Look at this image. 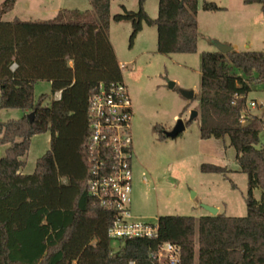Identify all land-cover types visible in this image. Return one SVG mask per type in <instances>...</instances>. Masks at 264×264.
<instances>
[{
	"label": "trees",
	"instance_id": "1",
	"mask_svg": "<svg viewBox=\"0 0 264 264\" xmlns=\"http://www.w3.org/2000/svg\"><path fill=\"white\" fill-rule=\"evenodd\" d=\"M16 1L0 5V109L24 112L0 121V146L7 145L0 154V264H168L158 256L166 241L180 246L178 264H264V118L247 108L253 83L264 85V51L201 54L200 137L229 138L247 174V214L159 216L157 237L120 239L124 245L114 250L109 229L115 211L87 189L90 98L100 83L122 81L109 37L110 0H90L85 10L62 8L51 19L3 20ZM144 1L137 11L123 6L113 16L131 22V44L146 23L157 28L159 53L197 51L198 0H159L156 18ZM203 8L219 7L205 2ZM42 80L61 97L44 104L41 95L35 102L34 85ZM155 130L160 140L168 138L163 128ZM46 131L50 149L32 173H23L31 137ZM200 169L229 172L212 163Z\"/></svg>",
	"mask_w": 264,
	"mask_h": 264
},
{
	"label": "rangeland",
	"instance_id": "2",
	"mask_svg": "<svg viewBox=\"0 0 264 264\" xmlns=\"http://www.w3.org/2000/svg\"><path fill=\"white\" fill-rule=\"evenodd\" d=\"M4 1L0 0V5ZM205 2H213L219 8L206 10ZM158 3L159 0L144 1L143 7L152 18L158 15ZM123 6L137 11L139 0H110L109 27L118 61L125 63L122 79L129 87L134 112L132 214L137 220L150 222L163 215L198 217L208 211L205 204L219 206V213L227 216H245L248 179L240 171L235 148L230 146L227 136L209 140L200 137L201 54L217 51L216 41H231L229 45H236L233 48L237 51H264V0H198L197 51L171 54L157 51V28L146 23L131 44V22L113 19L123 12ZM62 8L85 10L92 5L90 0H17L2 19H51ZM182 90H193L194 98H186ZM41 95L46 96L44 104L55 99L46 80L34 85L35 102ZM252 100L255 106L249 104ZM247 108L249 114L264 118L263 83H253L247 94ZM194 109L198 115L189 121ZM23 114L18 108L0 109V121L19 119ZM178 119L187 122L186 129L176 138L160 140L155 127L171 130ZM50 139V131L31 137L21 171H34L37 160L50 149ZM260 143L264 144V130ZM6 147L0 146L1 155ZM203 163L226 166L229 172H202ZM260 195L261 190L255 189L254 196L259 199ZM111 245L118 250L124 241L113 238Z\"/></svg>",
	"mask_w": 264,
	"mask_h": 264
},
{
	"label": "built area",
	"instance_id": "3",
	"mask_svg": "<svg viewBox=\"0 0 264 264\" xmlns=\"http://www.w3.org/2000/svg\"><path fill=\"white\" fill-rule=\"evenodd\" d=\"M120 66L123 68L125 64ZM255 106V101H250ZM133 106L128 85L117 81L100 83L90 98L88 159L91 163L87 189L101 206L115 211L109 229L114 239L158 236L155 222L137 220L131 211L133 192ZM158 256L168 264H178L181 248L173 242H163ZM131 264H134L133 262Z\"/></svg>",
	"mask_w": 264,
	"mask_h": 264
},
{
	"label": "water",
	"instance_id": "4",
	"mask_svg": "<svg viewBox=\"0 0 264 264\" xmlns=\"http://www.w3.org/2000/svg\"><path fill=\"white\" fill-rule=\"evenodd\" d=\"M216 45L218 48V51H221L223 53H228L233 49V46L222 43L220 41H216ZM174 85L173 82L170 83V86L172 87ZM183 95L188 98V99H193L195 96V93L193 90H182ZM198 115L197 110H192L191 116L189 121H192L195 119V117ZM33 114H29V117L32 118ZM186 129V122L182 119H178L175 126L171 130H166L165 134L168 138H176L178 137L184 130ZM204 208L208 210L210 215H216L218 213V208L214 206H209V205H203Z\"/></svg>",
	"mask_w": 264,
	"mask_h": 264
},
{
	"label": "crops",
	"instance_id": "5",
	"mask_svg": "<svg viewBox=\"0 0 264 264\" xmlns=\"http://www.w3.org/2000/svg\"><path fill=\"white\" fill-rule=\"evenodd\" d=\"M111 41V40H110ZM111 43H112V41H111ZM226 43H228V44H231L232 45V42L231 41H226ZM113 45V44H112ZM234 46V48L236 47V45H233ZM114 47V46H113ZM114 50H115V48H114ZM115 54H116V50H115ZM116 57H117V55H116ZM117 60H118V58H117ZM119 62V64H122L123 62H120V61H118ZM125 64V63H124ZM122 68V67H121ZM53 97H55V99H59L60 97H61V92L60 91H58V92H56V93H54L53 94ZM210 139V138H209ZM209 139H203V140H209ZM202 140V141H203ZM23 172V171H22ZM24 173V172H23ZM63 181H65V179H63ZM217 208H218V213H219V210H220V208H219V206H217ZM217 213V214H218ZM204 215H210V213L207 211L206 213H204V214H201V215H199L198 217H200V216H204ZM197 217V218H198Z\"/></svg>",
	"mask_w": 264,
	"mask_h": 264
}]
</instances>
